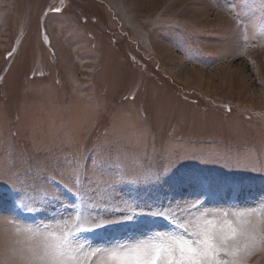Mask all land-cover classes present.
Masks as SVG:
<instances>
[{
	"label": "rangeland",
	"instance_id": "rangeland-1",
	"mask_svg": "<svg viewBox=\"0 0 264 264\" xmlns=\"http://www.w3.org/2000/svg\"><path fill=\"white\" fill-rule=\"evenodd\" d=\"M224 219L264 264V0H0V253Z\"/></svg>",
	"mask_w": 264,
	"mask_h": 264
},
{
	"label": "snow or ice",
	"instance_id": "snow-or-ice-1",
	"mask_svg": "<svg viewBox=\"0 0 264 264\" xmlns=\"http://www.w3.org/2000/svg\"><path fill=\"white\" fill-rule=\"evenodd\" d=\"M160 175L157 173V178ZM110 222L100 221L89 230ZM83 223L87 220H82L81 225ZM81 225H77L78 229ZM35 232L38 238L17 250L14 256H9L5 248L0 253L3 256L0 264H80L76 257L83 249L74 248V236L71 239L69 234L57 236L47 228L36 229ZM255 240V228L251 222L224 219L217 223L208 220L191 231L188 238L157 232L148 241L90 251L108 255L117 264H243L242 256Z\"/></svg>",
	"mask_w": 264,
	"mask_h": 264
}]
</instances>
